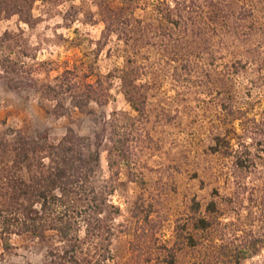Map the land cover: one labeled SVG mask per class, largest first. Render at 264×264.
Listing matches in <instances>:
<instances>
[{
  "label": "rangeland",
  "instance_id": "1",
  "mask_svg": "<svg viewBox=\"0 0 264 264\" xmlns=\"http://www.w3.org/2000/svg\"><path fill=\"white\" fill-rule=\"evenodd\" d=\"M149 1L35 0L27 14H0V37L8 34L0 40V137L11 129L52 141L68 129L102 135L98 183L113 184L109 199L119 207L110 244L115 264H264V145L257 146L259 136L243 137L256 163L243 168L215 139L242 134L240 119L264 118V0L221 1L242 10L235 21L244 31L238 43L227 34L222 53L180 51L169 56L175 61L162 57L160 67L144 51L138 60L161 70L157 81L136 88L148 93L142 114L126 100L119 76L126 63L122 39L137 24L131 13L144 19ZM122 6L120 21L106 28L104 16ZM65 69L82 81L100 78L105 98L56 114L33 89L54 83ZM204 69L220 72L224 84L209 86ZM228 107L236 110L232 121ZM102 117L109 125L98 122ZM127 129L129 155L113 151L110 168V133ZM10 241V248L0 241V264L42 263L47 243Z\"/></svg>",
  "mask_w": 264,
  "mask_h": 264
},
{
  "label": "trees",
  "instance_id": "2",
  "mask_svg": "<svg viewBox=\"0 0 264 264\" xmlns=\"http://www.w3.org/2000/svg\"><path fill=\"white\" fill-rule=\"evenodd\" d=\"M34 1L0 0V14H27L28 5ZM221 1L150 0L144 19L131 13L137 24L131 28V35L122 39L126 63L119 78L133 110L144 113L148 93L139 94L136 88L157 81L162 57L175 61L169 56L177 57L180 51L197 57L214 56L227 48V34L233 33L235 43L242 41L244 31L235 21L242 10L235 11ZM122 9L123 6L110 9L111 14L104 16L106 28L120 21ZM249 30L248 35L252 28ZM7 36L4 33L0 40ZM144 51L160 60L155 73L138 60ZM10 63V70L16 71L17 64ZM185 63L186 67L191 66L188 60ZM210 71L204 69L209 86L218 88L224 84L220 72ZM143 72L144 82L134 83L136 74ZM55 78L54 83H41L33 90L41 100L51 103L58 115H65L71 108L83 109L92 101L97 103L107 93L100 78L95 82L82 81L75 69H65ZM228 108L232 121L236 110ZM115 119L113 116L112 121ZM98 122L109 125L105 117ZM240 122L243 133H234L235 143L229 133H224L215 137L216 144L233 158L236 166L255 167L252 143H246L243 137L255 140L259 136L256 144L263 147L264 118L251 117ZM128 134V129L122 133L111 131L110 168L113 151L128 157ZM101 144L102 135L97 132L79 135L72 129L53 141L45 133L29 135L23 129H11L0 137V241L4 248L12 245L11 236H18L48 244L41 264H115L110 244L119 207L109 199L113 184L98 183ZM233 264L240 262L236 259Z\"/></svg>",
  "mask_w": 264,
  "mask_h": 264
}]
</instances>
